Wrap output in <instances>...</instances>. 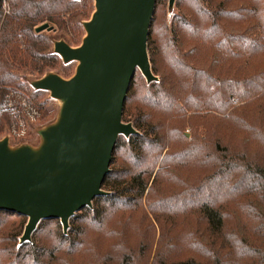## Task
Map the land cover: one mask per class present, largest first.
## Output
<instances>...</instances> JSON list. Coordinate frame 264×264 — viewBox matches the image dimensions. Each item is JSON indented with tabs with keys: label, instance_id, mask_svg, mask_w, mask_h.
Returning a JSON list of instances; mask_svg holds the SVG:
<instances>
[{
	"label": "trees",
	"instance_id": "trees-1",
	"mask_svg": "<svg viewBox=\"0 0 264 264\" xmlns=\"http://www.w3.org/2000/svg\"><path fill=\"white\" fill-rule=\"evenodd\" d=\"M7 1L0 136L11 129L9 95L30 93L39 122L52 116L47 91L27 78L71 77L74 64L52 51L53 37L79 46L95 10L92 0ZM167 7L156 1L148 38L159 80L135 72L123 120L139 133L119 137L108 193L67 233L45 219L24 243L28 217L0 210V264H264V0H176L170 23ZM43 23L56 30L37 32Z\"/></svg>",
	"mask_w": 264,
	"mask_h": 264
},
{
	"label": "water",
	"instance_id": "water-1",
	"mask_svg": "<svg viewBox=\"0 0 264 264\" xmlns=\"http://www.w3.org/2000/svg\"><path fill=\"white\" fill-rule=\"evenodd\" d=\"M156 1L94 0L82 43L55 42L64 63L78 62L74 74L49 72L31 82L61 105L57 120L39 130L37 147H13L8 136L0 139V210L28 217L20 243L31 241L45 219H59L67 233L77 212L108 193L103 184L119 137L139 133L123 120L135 72L148 83L159 80L148 50ZM175 1L169 0V10Z\"/></svg>",
	"mask_w": 264,
	"mask_h": 264
},
{
	"label": "rangeland",
	"instance_id": "rangeland-1",
	"mask_svg": "<svg viewBox=\"0 0 264 264\" xmlns=\"http://www.w3.org/2000/svg\"><path fill=\"white\" fill-rule=\"evenodd\" d=\"M92 2H93V7H95L94 6L95 5L94 4V0H92ZM173 9L169 11L168 10V7H167L166 18H167L168 23H170L171 20H172L173 13H174V12H172ZM83 30H84V33L86 34L85 29H83ZM84 36L85 35H78L79 45L82 43V40H83V37ZM59 38H63V39L65 38V40H66L67 37H65L61 32L58 31V33L56 35H54L53 40H56V39H59ZM53 45H54V41H52V46ZM77 63L78 62H73L74 67H75V70H76ZM51 72H56V73L59 74V71L58 70H54V71H51ZM74 72H73V74H74ZM34 79H35V77H31V76H29L27 78V80L29 82L30 81L32 82ZM27 94L32 98V96L30 95V93H27ZM46 97H47L46 98L47 99L46 107L49 108L50 110H52V116L48 120L43 121V122H39L37 120L36 121H33V122H30L29 123V128H28V135L29 136H26V138H24L22 140L23 143H28V144H31V145L37 147L41 143V140H42L41 139V136L39 135V130L42 129V128H44V127H46L50 123L55 122L57 120V118L59 116L61 102L59 100H56L53 97H51L50 92H48V91H47ZM32 100H33V98H32ZM263 116H264V110H263ZM243 131H244L245 136H246V138H247V140L249 142L254 143V144H257V143L260 142V139L256 135H254L251 130L245 128ZM6 136L9 137L11 146L15 147L16 143H13L12 136L9 135V132H8V134ZM6 136H0V139H3Z\"/></svg>",
	"mask_w": 264,
	"mask_h": 264
},
{
	"label": "built area",
	"instance_id": "built-area-1",
	"mask_svg": "<svg viewBox=\"0 0 264 264\" xmlns=\"http://www.w3.org/2000/svg\"><path fill=\"white\" fill-rule=\"evenodd\" d=\"M9 112L12 121L9 135L24 139L28 136L29 123L36 121L38 109L27 96H20L18 101L9 100L3 107Z\"/></svg>",
	"mask_w": 264,
	"mask_h": 264
},
{
	"label": "flooded vegetation",
	"instance_id": "flooded-vegetation-1",
	"mask_svg": "<svg viewBox=\"0 0 264 264\" xmlns=\"http://www.w3.org/2000/svg\"><path fill=\"white\" fill-rule=\"evenodd\" d=\"M0 9L3 11V13H4V15H6V14H8L9 12H10V10H11V8H10V5H9V3H8V1L7 0H1V3H0ZM44 24H47L48 26L45 28V29H43V30H46V29H50V30H56L54 27H52V26H50L49 27V23H43V24H41V25H39V26H37L36 27V30L38 29V27H40V26H42V25H44ZM43 30H40V31H38L37 30V32H41V31H43ZM60 40H64V41H66L67 42V40H65V39H63V38H59V39H56V40H52V41H54V45L52 46V51L54 52V53H56L55 51H54V46H55V42H57V41H60ZM68 43V42H67ZM72 46V45H71ZM73 47H76V46H73ZM57 54V53H56ZM59 55V54H58ZM60 56V55H59ZM61 57V56H60ZM61 59H62V57H61ZM63 61V60H62ZM72 62H76V61H72ZM70 63V62H69ZM65 64H67V63H65ZM35 80H37V79H35ZM30 84H31V81H30ZM32 86V85H31ZM19 96H27V97H29L30 99H31V97L26 93V92H21V94L19 95ZM14 98H15V94H12V95H9V99H8V101L9 100H13L14 101ZM32 100V99H31ZM7 101V102H8ZM6 102V103H7ZM5 103V104H6Z\"/></svg>",
	"mask_w": 264,
	"mask_h": 264
}]
</instances>
